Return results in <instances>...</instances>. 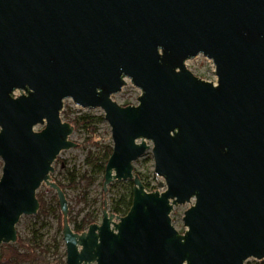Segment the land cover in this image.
<instances>
[{"label": "water", "instance_id": "obj_1", "mask_svg": "<svg viewBox=\"0 0 264 264\" xmlns=\"http://www.w3.org/2000/svg\"><path fill=\"white\" fill-rule=\"evenodd\" d=\"M199 54L216 82L187 67ZM126 78L138 104L113 96ZM66 98L102 108L111 126L104 192L133 181L128 212H110L105 199L101 223L82 232L51 178L61 151L77 145ZM148 141L161 190L134 170ZM0 157V245L17 241L48 184L67 264L264 259V0H0ZM187 202L180 232L173 208Z\"/></svg>", "mask_w": 264, "mask_h": 264}, {"label": "rangeland", "instance_id": "obj_2", "mask_svg": "<svg viewBox=\"0 0 264 264\" xmlns=\"http://www.w3.org/2000/svg\"><path fill=\"white\" fill-rule=\"evenodd\" d=\"M187 67L196 74L211 79L216 82L215 65L213 61L203 54H199L186 61ZM126 85L122 90L113 96L122 102L138 104V97L141 90L136 87L129 78H126ZM69 112V116L63 113ZM90 115L93 118L92 126L96 127L95 134L89 130L88 126H74V132L70 139L77 143L75 147L64 149L58 155L54 162L55 170L51 173L52 181L61 182L65 186V193L69 203V216L76 223H81L84 217L90 215L99 223L102 221L104 202L107 199L108 209L112 212L113 204L120 199L123 194H127L133 187L131 179L114 180L108 186V191L103 190L104 172L100 170L101 164L105 160L106 147H112L113 139L111 126L105 117L102 108H84L74 103L71 98L64 100V109L62 118L65 121L77 118L81 115ZM38 125L36 129H41ZM150 149L134 161V170L138 173L143 183L148 185L147 190L166 188L163 177L158 176L155 172V161L153 157V142L148 141ZM3 160L0 157V175L2 174ZM92 177L93 183L86 187L84 179ZM161 183H163L161 186ZM42 195L44 206L47 209V215L37 212L31 215H23L17 224L19 236L23 238L33 237L37 234L41 246L47 251L44 253L46 259L52 264H67L66 262V244L63 238V214L60 206L57 205L58 197L56 191L48 184H43L37 191ZM57 197L55 200L54 197ZM194 202V200H192ZM59 204V203H58ZM191 203L174 205V225L180 232H184L185 225L183 222L184 211ZM62 215V223L58 210ZM72 224V223H71ZM59 225L61 229H59ZM88 228V227H87ZM86 228V229H87ZM85 229V230H86ZM15 243V242H14ZM0 245V253L2 246ZM23 264H30L24 262ZM245 264H264V259H248Z\"/></svg>", "mask_w": 264, "mask_h": 264}, {"label": "trees", "instance_id": "obj_3", "mask_svg": "<svg viewBox=\"0 0 264 264\" xmlns=\"http://www.w3.org/2000/svg\"><path fill=\"white\" fill-rule=\"evenodd\" d=\"M64 116L68 117L69 112L63 113ZM68 121L71 122L72 125L78 127L80 125H85L89 127V130L95 134L96 132V127H93L92 121L93 118L90 115H81L77 118L74 119H69L67 118ZM112 153V147H106L105 151V160L103 164H101L100 170L105 172V167L108 161V158L110 157ZM57 160V159H56ZM104 180V178H103ZM86 187L91 185L94 181L92 177H86L84 179ZM61 188L65 191V186L61 182H57ZM146 189L148 188V185L145 184ZM39 193H37V197L40 202V208L39 212L43 214H48L46 207L44 206V201ZM54 199L56 200L57 197L55 196ZM132 200H133V187L130 190L129 193L126 195L123 194L120 199L116 200L115 203L113 204L112 207V212L119 214V215H124L128 212L132 205ZM104 200L102 201L103 205ZM59 206V204L57 203ZM58 210V213L60 214V222L62 221V215L61 212ZM69 221L72 223L73 229L77 232H82L84 231L90 224L94 223V217L88 215L83 218L81 223H76V221L73 220L72 217L69 216ZM62 223V222H61ZM59 229H61L59 225ZM47 251V248H43L40 243V239L38 238L37 234H34L33 237H28V238H23L19 236L18 234V239L15 243H8L4 244L1 249L0 253V264H23L24 262H29L30 264H52L46 259V255L44 254Z\"/></svg>", "mask_w": 264, "mask_h": 264}]
</instances>
